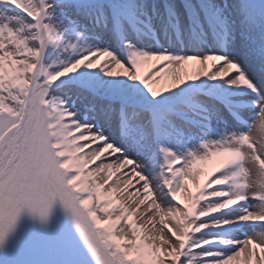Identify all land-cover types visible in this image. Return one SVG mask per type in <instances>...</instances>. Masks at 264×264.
<instances>
[{
  "label": "snow or ice",
  "instance_id": "obj_1",
  "mask_svg": "<svg viewBox=\"0 0 264 264\" xmlns=\"http://www.w3.org/2000/svg\"><path fill=\"white\" fill-rule=\"evenodd\" d=\"M0 264H264V0H0Z\"/></svg>",
  "mask_w": 264,
  "mask_h": 264
}]
</instances>
